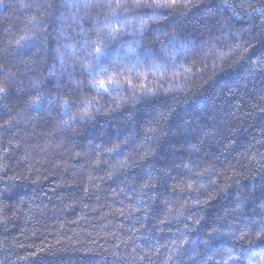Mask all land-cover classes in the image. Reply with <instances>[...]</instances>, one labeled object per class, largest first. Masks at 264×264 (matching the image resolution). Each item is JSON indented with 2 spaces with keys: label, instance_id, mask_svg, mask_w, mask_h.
Here are the masks:
<instances>
[{
  "label": "trees",
  "instance_id": "16d2710c",
  "mask_svg": "<svg viewBox=\"0 0 264 264\" xmlns=\"http://www.w3.org/2000/svg\"><path fill=\"white\" fill-rule=\"evenodd\" d=\"M141 2L0 0V264H264V0Z\"/></svg>",
  "mask_w": 264,
  "mask_h": 264
},
{
  "label": "snow or ice",
  "instance_id": "6c2138e0",
  "mask_svg": "<svg viewBox=\"0 0 264 264\" xmlns=\"http://www.w3.org/2000/svg\"><path fill=\"white\" fill-rule=\"evenodd\" d=\"M126 3L127 0H116L115 9H123L124 11H128ZM154 4H155V0H154ZM107 6L111 8L112 3L110 2ZM145 6L146 5L143 4L141 0H134L133 3L134 8L139 9ZM157 6H164V5H157ZM113 22L119 25V27L111 28V24ZM105 25L106 27H109L111 29L107 34L108 39L113 41L114 43L119 44L121 47L125 46V44L128 43L126 41L119 39L124 34V29L135 30L136 28V25L133 24L131 21H129L126 17L121 18L119 11L116 10H114L109 17H106ZM139 26H140V32L138 33V35L140 39H143L144 22L140 21ZM116 51H119V49H116ZM139 51H140L139 48L128 46L125 55L126 56L131 55L137 61L141 59L148 60L152 58L154 55H158L154 52L145 51L141 56V55H137ZM89 54L93 56L96 63L93 66L86 68L85 71L89 76L101 77V79H99L98 81H93L90 83L89 85L90 90L95 91L97 95L108 93L110 90H118L120 88V84L118 83L119 75L116 72L110 73L108 71V67L105 62L106 60H113V63H115L119 59V57L113 59V57L111 56V50L108 49L107 46H102V42L100 44H97V46ZM159 66H160L159 64L150 65V67H155V68H158ZM128 83L131 84V81H128Z\"/></svg>",
  "mask_w": 264,
  "mask_h": 264
}]
</instances>
